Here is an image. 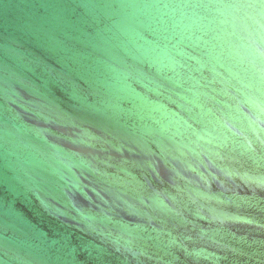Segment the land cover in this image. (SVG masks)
Instances as JSON below:
<instances>
[{
	"label": "water",
	"instance_id": "95a60500",
	"mask_svg": "<svg viewBox=\"0 0 264 264\" xmlns=\"http://www.w3.org/2000/svg\"><path fill=\"white\" fill-rule=\"evenodd\" d=\"M0 264H264V0H0Z\"/></svg>",
	"mask_w": 264,
	"mask_h": 264
}]
</instances>
